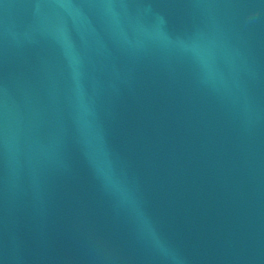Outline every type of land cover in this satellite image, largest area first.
<instances>
[{"label": "water", "instance_id": "95a60500", "mask_svg": "<svg viewBox=\"0 0 264 264\" xmlns=\"http://www.w3.org/2000/svg\"><path fill=\"white\" fill-rule=\"evenodd\" d=\"M0 264H264V0H0Z\"/></svg>", "mask_w": 264, "mask_h": 264}]
</instances>
